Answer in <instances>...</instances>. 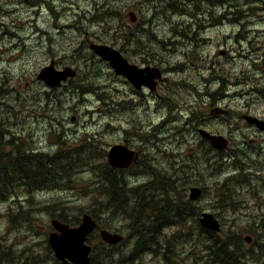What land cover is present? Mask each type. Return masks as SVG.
Segmentation results:
<instances>
[{
  "label": "rangeland",
  "instance_id": "1",
  "mask_svg": "<svg viewBox=\"0 0 264 264\" xmlns=\"http://www.w3.org/2000/svg\"><path fill=\"white\" fill-rule=\"evenodd\" d=\"M89 1L90 6L81 4L79 0H45V5H43L42 0H32V4L36 9L44 10L47 21L37 22L35 26H32L29 24L27 19H22L20 17L15 19L16 25L12 26L11 30L18 34L16 39L19 43L22 42L20 44L23 46L25 51L23 49H18L15 46L8 50V47L12 44L2 39L0 41V145L3 146L2 149L4 151H12L16 159H18L20 155L27 154L41 155L44 159H46L47 156H53L59 150L68 152L69 154L77 157L78 153L74 152L78 151L79 147H76L71 142V139L80 138L82 136V129L80 127H73L68 120L65 119V115L74 113L77 108L82 106V104L83 106L86 104L90 106L88 110L94 120L102 119L106 121V123H111L113 120H119L120 115L118 112H115L119 109L109 102V99L105 96L108 91L102 90L100 86L101 84L107 85L110 81V77L106 75L105 71L100 68L91 57H86L87 60L83 59L85 58L83 55H86V53L84 52L82 54L81 52H76L75 47L77 43L79 44L83 42L82 38L86 41V39L93 33L101 35L108 33L114 34L119 31L121 27H124V41L126 44H131L132 46L137 47L139 43L138 40L131 36L132 30L129 23V5L131 4V1ZM150 1L152 0L135 1V3L138 4L135 6L140 14L147 8L144 4ZM156 2L161 3L160 12L165 13L166 19L174 24H169L164 21L159 13L155 14L152 18L153 20L145 24L143 28L145 31L156 28L165 29L169 37L167 39L168 43H161L158 46L156 41L153 42V39L151 38L147 40L140 39L139 41L144 43H140L139 48L143 46V52H141V50L140 52L144 56L146 55L148 58L161 63L165 70L169 71L170 74L173 73L178 81V89L174 91H170L166 88L163 89L164 92L162 93L166 99L161 104L160 109L152 108L146 105L142 100L137 99L134 101L129 100V110L124 111L125 117H127L132 125L136 142L141 144L142 140L138 136L139 127L136 120L139 113L134 112V106L136 104L138 106H144L146 110L151 112L153 119H157L158 117L157 123L160 124L161 130L156 124L152 125L155 127L157 133L153 135L151 140L153 150L149 151V153L145 155L144 171L141 172L139 170H134V174L129 176L123 168V171H121V169H113L109 166L107 167L108 172L111 174L118 172L117 174H119L120 177L116 178L111 175H105L103 178L107 185L106 188L99 183L98 179H94L95 181L89 180L90 185L85 184L82 179H78L74 182L76 192L82 193L81 190L87 187L92 190L93 194L97 192L95 195H97L98 201L104 198L106 203L113 209L122 207L128 217L133 200L140 198L138 191H144L146 193L158 192L161 193L162 197H165V194L168 193L175 195L184 193L185 190H183L180 186L181 184L185 183L189 186V181H191V179L186 170V164L179 161L174 163L176 176L168 174L167 171L162 170L160 167V162L162 160L163 162L172 161L171 158H166V154H164V151L169 148L171 143V138L166 141L169 136V133L165 131L166 126L174 124L178 121V119H181L183 120L181 128L183 130L190 131L199 127L202 121V118L198 113H192V111L189 112L187 107H182L177 98L176 91L186 93L188 89L192 87V83L190 82L183 86V83L185 82V72L181 69V63L179 61L187 58L185 52L190 51L188 48L193 44V42H197V45L193 47V51L198 53L200 56H204L208 53V51L213 52L212 57L224 56L220 52L221 49H215L213 51L212 48H208L209 37L201 33L209 31L212 26H223V22L226 20L225 18L224 20H221L220 18L208 20L205 15L215 17L220 15V17H222V12L225 11L226 8H231L232 12L237 14L236 8L238 7L235 0H156ZM256 2V0H251V4ZM8 3L9 2H6V5H8ZM230 3L231 5H228ZM62 11L66 18L64 19V22L59 23V25L61 26L62 24L69 23L74 26L70 29H67L68 26H66V28H63V32H60V28L57 24L58 19L56 20L54 17H58V14L61 15ZM100 16L103 17L100 19ZM262 19L264 20V16ZM192 22H195V24ZM235 22L239 23L240 21ZM5 30V28H0V32L3 35H6L4 34ZM44 30L51 31V37H49V34L47 36L40 37L39 34ZM239 30L240 33L237 35L234 34L236 39L233 36H229L226 40V45L229 49L228 60L230 62L234 59V46L237 47L242 58H249L250 35L253 31V25L249 21H246L240 25ZM179 31L182 33L181 36L178 34ZM34 34H36L40 40H33L32 37ZM214 37L218 42H224L221 33H217ZM135 41H137V43ZM218 46V43H216L215 48H218ZM223 50H225V48ZM160 51L164 52L165 55L161 56L159 54ZM69 60L71 63L75 60V63L80 64V72H74V75L70 77L73 82L70 83L69 86L61 85L57 87H49L44 82L39 83V85L36 82H34L33 85L29 84L31 81L36 79L35 76L37 72L42 68L39 66H43L47 62H55L57 65L65 66L68 65L67 63ZM27 61H30L31 65L29 64V66L25 68ZM15 75H19L21 77L19 83L20 90L14 88L15 84L17 87L19 82V77L14 78ZM224 80L225 79L222 81ZM194 82L196 81L194 80ZM261 83L263 85L262 90L264 91V82ZM198 85L200 88L203 87V84L201 83ZM41 88L47 91L49 96L39 94L42 90ZM90 91L92 93H90ZM210 95L217 101L216 103L219 102L225 104H227V102H237L238 99L243 100L244 104H248L252 99L250 91L248 90H238L231 98L224 92H216ZM11 102H13L15 108L11 107ZM94 102L107 104L104 107V110H99L94 106ZM109 106L112 110H110ZM247 108L250 112H253V110L257 107L248 105ZM19 112H21V115ZM109 113H113L112 121L109 118ZM84 116L85 113H82V118ZM232 123L235 124L234 121H232ZM19 133L27 136L25 141L20 140L21 137ZM50 133H56L58 135L55 138H52L49 135ZM30 135H35L34 137H37L39 141H34ZM159 138L161 141L164 140V142L159 141ZM176 138L179 140V136ZM181 139L184 140L183 137H181ZM105 141H107L106 137ZM7 142H10V145H7ZM94 144L97 145V143ZM104 151L109 153V149L107 148H104ZM79 152L82 153L84 157L89 153L87 151L85 152V150H80ZM69 154L62 157L61 163H65L66 161H68L69 164L71 163L72 157ZM203 154L207 157L206 161L208 165L214 167H219L221 165V158L219 156H215L208 151H204ZM235 158L237 159L236 173L240 177L241 181L245 185H252L251 173L253 171H259V169H251L243 161L241 156L237 154H235ZM203 161L193 162L190 165L203 166ZM47 162L52 164V167L64 165H57L50 161V159H48ZM90 162L94 170L103 168L98 157H92ZM73 174L75 175L74 177H79L80 175L77 171H73ZM12 185L17 186L14 183ZM99 185L100 187L98 188ZM17 187L20 188L19 186ZM47 190L52 193L59 192L56 189ZM128 191L129 195H126ZM241 193L244 194L248 204L253 201L246 196L247 190H241ZM262 198H264L263 193H261V197H259V205L256 207V210L248 211V208H246L241 209L239 212L234 210L231 212L227 211V218L231 219L229 221L230 225H234L236 227L241 224V229H249L251 231V233H244V236H252V238H254L252 243H246V248L249 251L255 252V255L258 256L256 258L250 257L248 259L249 264H264V222L262 224V220H264V201ZM205 200L206 197L200 201L204 204L205 208H210L211 205L209 206ZM48 202L53 203L58 207L74 208L76 211L86 210L83 206V202H81L78 198H74L73 194L70 193L53 194L51 198L48 199ZM139 202L144 207L148 205L147 199L141 198L139 199ZM5 211L6 210H3V212ZM169 212L174 216H180L178 215V209H170ZM220 212L225 211H218L219 214ZM186 213L188 212L185 211L184 215H186ZM48 215H50V213L47 211L40 212V221L36 223V226L39 228L33 227L31 230L30 228H26L20 232L19 229H14L12 231L11 226L8 228L3 226L0 230V236L3 237L5 242L10 244L12 250L27 252L21 245H26L32 240L43 242L45 233L48 231L47 224L50 219ZM186 216L190 217V214L188 213ZM168 217L171 218V216L167 214L163 221H166ZM221 217L224 219L223 215H221ZM229 222H226L225 220L223 230H225ZM136 230V237L139 238V240H148L147 235L143 234L142 237L140 236V232L142 230ZM143 231L146 234L151 233L150 227L144 229ZM235 242L238 243V254L241 255V252L239 251L241 246L239 245L237 238L235 239ZM170 245V241L164 236V234L162 232H157L155 242L156 248L158 250H162L170 247ZM193 250L195 251L196 247ZM26 257L25 259H22L23 263L25 262L26 264L28 262L31 264L30 260H26ZM186 258L188 260L191 259L193 264H198L200 262L197 257L191 254H188ZM188 260L186 263H190ZM158 262V259L145 258L139 262V264H158Z\"/></svg>",
  "mask_w": 264,
  "mask_h": 264
},
{
  "label": "trees",
  "instance_id": "2",
  "mask_svg": "<svg viewBox=\"0 0 264 264\" xmlns=\"http://www.w3.org/2000/svg\"><path fill=\"white\" fill-rule=\"evenodd\" d=\"M235 1L238 5V7L236 8L237 12H240L242 10L240 8L241 3L248 4L251 2V0ZM256 1L258 9H263V0ZM228 5H231V3ZM159 9H161V3ZM228 10L232 11L231 8H229ZM102 17L103 16H100V19ZM123 30L124 27H121L119 31L113 34L115 44H119V49L121 51L122 45L126 43L124 41L125 34ZM135 42L137 43V41ZM83 47L84 45L82 43H77L75 47L76 52H81L83 54ZM260 49L264 53V48L260 47ZM83 56L85 57L83 58L85 60H87L86 57H91L92 60H97L93 56V54ZM98 65L105 71V69L101 66V63H98ZM220 81V78H218L219 84H221ZM34 82L36 81H33L32 85ZM72 82L73 80L69 81L68 84L70 85V83ZM36 83L39 85L38 82ZM101 88L102 90L108 91L104 86ZM41 89L42 90L39 92V94L49 96V93L47 91L43 90V88ZM90 93L92 92L90 91ZM105 96L107 97V93L105 94ZM43 100L45 101L44 98ZM109 108L110 110H112L110 106ZM19 114L21 115V112H19ZM87 144H90V147L88 149L84 148ZM80 150H85L89 153L86 157H84L83 154L79 152ZM74 153H78V156L75 157V155H71L68 152L64 151L59 152L57 155L60 158L69 154L72 157V161L70 164L68 163V161H66L65 163H61L58 161L50 160L57 165L64 164L60 165L59 167H52V164L47 162V160L51 159L52 157H48L47 155L46 159H44V157L41 155H20L18 159H16V162L19 161L20 170L18 169L16 172H13L12 169L10 170L9 165H7L6 163L0 162V202L5 201L7 198H12L11 196L13 195H17L16 197L21 198V194L22 192H24V197H26L28 206H30V200L33 199L34 196L38 198H44L46 195H48L49 193H44L48 191L47 189L76 192L74 184L75 175L73 174V171H77L80 174L79 176H82L84 174L90 176V179L86 181L87 185H90L89 180L98 179L100 184L105 188L107 187L106 182L103 178L105 175H111L116 178L120 177L117 173L111 174L110 172H108L107 167H109V164L106 160V152L104 151L102 145L93 144L92 137L83 139L82 146L77 152ZM92 157H98L103 168L94 170L90 162V159ZM5 170L10 171L15 179H12L7 174H4L3 171ZM34 173L36 175H34ZM36 178H38L39 180ZM13 183L20 188L19 191H17L15 194L10 195V192L13 191V188H11L13 186ZM81 192L82 193H77L80 198H85L86 204L83 206L88 211L87 213H89L94 219H98L100 221L99 224H101L106 229L112 230L115 229V227L118 225L125 230L127 235L126 239L117 246H108L98 239L97 244H95L93 247V252L90 257L91 264H129L132 261L139 259L141 255L146 252L155 254L158 253L160 250H158L155 246L157 232L161 233L165 226L173 222H178V216H174L169 212V210L178 209V215L180 216L184 215L185 212L183 204L175 202L176 195L172 193L165 194V197H162L161 193L158 192L146 193L144 191H138L140 198L133 200V204L131 205V210L129 211L128 217L122 207L113 209L109 204L106 203L103 197H101L103 199L99 198V201L101 203L100 209L93 208V200L97 201L98 197L92 193L91 189L88 188H83ZM126 195H129V191ZM141 198L148 200V205L146 207H144L139 202V199ZM149 201H152V203L150 204ZM31 210V208L21 209L18 211V213L10 215V222L14 223L17 220L16 223L22 224L23 222V224L26 223L25 226H27L28 221L36 220V216H32ZM148 210H160L163 216L160 223L146 224V212ZM39 211H47L53 218H56L61 222H67L72 226L78 223V216L83 213L82 211L71 210V208L60 206L58 207L55 204L42 205L41 207L37 208V212ZM167 214H169L171 218L168 217L166 221H163L164 217H166ZM143 225H146V228L150 227L151 229V233L146 234L143 231L146 228H140V230H142L140 232V236L142 237L143 234L147 235L148 240L141 241L138 238L139 242L132 244L130 248L128 245L127 248H124L122 250V247L129 244V228H133L136 234V229H139V227ZM198 228L200 233L199 235H201V237H197L196 240L198 245L204 247V254L206 255V258H208L207 264H245V262L243 261V252L241 251V248H239L241 255L238 254V243L235 242V239L237 238L239 245L241 246L243 240L242 238H240V236L233 232H228L224 238H221L205 231L199 225ZM167 239L171 242V240H174V237H172V239ZM94 240V237H92L91 241ZM36 245L37 244H35V246ZM165 249L167 250V248L161 250L163 254L165 253ZM25 250L27 252L12 250L10 244L6 243L3 237L0 236V264H23L22 259L25 258H22L21 255L27 256L26 260H30L31 264H61L52 256L51 250H49L48 246H46L40 254L37 252H32L30 248H25ZM12 252H17L20 255L14 257L12 256ZM49 253L51 254V256L48 257ZM48 259L50 261H48ZM26 264L30 263L27 262Z\"/></svg>",
  "mask_w": 264,
  "mask_h": 264
},
{
  "label": "water",
  "instance_id": "3",
  "mask_svg": "<svg viewBox=\"0 0 264 264\" xmlns=\"http://www.w3.org/2000/svg\"><path fill=\"white\" fill-rule=\"evenodd\" d=\"M91 50L105 61H109L110 65L119 74H123L129 78L134 85L139 86L141 84H147L151 78V75L144 76L142 72H138L134 67L128 66L125 61L119 56V54L108 48L107 46L95 45L90 46ZM74 71L67 67L60 71L54 69L53 64L43 68L37 75V79L43 81L49 87H57L62 81L72 77ZM221 144V139L216 138ZM109 161L113 166H126L131 162L132 154L127 155L123 150L118 147L113 148L109 152ZM205 228L215 231L218 229V223L211 215H203L202 220ZM54 228L60 232L61 235L52 234L49 237V244L54 249L56 256L64 261V258H68L70 261L76 264H89L88 254L90 248L84 245L86 236L95 229V222L88 216H85L82 223L78 228L70 229L68 226L60 224L59 222H53ZM102 237L109 243H115L119 240L117 236L110 235L106 232H101ZM64 264H67L64 262Z\"/></svg>",
  "mask_w": 264,
  "mask_h": 264
},
{
  "label": "flooded vegetation",
  "instance_id": "4",
  "mask_svg": "<svg viewBox=\"0 0 264 264\" xmlns=\"http://www.w3.org/2000/svg\"><path fill=\"white\" fill-rule=\"evenodd\" d=\"M6 2H9L8 5H6ZM45 0H42V3H44ZM8 11V12H6ZM17 17H20L22 19H27L29 21V24L32 26H35L37 22H46L47 17L44 13V10L42 9H36L34 5L32 4V0H0V28H5L3 35L0 32V37L3 38H11V37H18V34L13 32L11 30L12 26L16 25L15 19ZM63 17V19H62ZM65 16L63 15V11L61 12V15L59 17H54V19H58V22H64ZM28 38V37H27ZM26 39V38H24ZM23 39V40H24ZM1 40V39H0ZM22 43V42H20ZM17 46L18 43H15ZM14 47V45L12 44ZM125 48V57L129 61V44L124 45ZM186 60V59H185ZM185 60L179 61L184 62ZM133 61L136 63V61L133 59ZM160 66V65H159ZM164 78L163 80L157 85L156 90L154 92H148L147 90H143L141 92L135 91L132 89V91L136 94H142L146 99L150 98H161L158 95L159 89L161 88V84H164L166 82H169L170 79L173 77V73L170 74L169 71L164 70L163 71ZM111 77L108 84V92H107V98L109 99V102L113 104L116 108L119 110L115 111L118 112L120 115L119 120H113V113L110 114V120L111 123L108 124V135H109V141H108V147H112L115 145H122L125 146L129 150V120L126 119L124 111L129 110V83L117 76L114 75L113 72L110 71ZM162 92H164L162 90ZM178 92L176 91V95ZM187 98H194L196 96V92L190 88L189 91L186 92ZM101 105L104 106L102 103ZM97 109L102 110V107L95 106ZM249 114L256 115L257 117L264 120V115H260L258 113L248 112ZM115 117V116H114ZM72 121H74V118H71ZM208 125V119L206 118L203 121H201L200 126L207 128ZM251 130H254L250 128ZM162 133V132H161ZM256 137H263L262 134L254 133ZM194 139H198L197 136H193ZM160 139V138H159ZM170 139V135L166 139V141ZM177 140V138H176ZM161 141V139L159 140ZM164 142V141H161ZM262 146H264V139H261ZM79 147V146H77ZM3 152L2 145H0V154ZM16 154V153H15ZM58 153L51 156L56 159H59L57 156ZM115 169V168H113ZM126 173L129 174V166L127 168H123ZM188 213H186L187 215Z\"/></svg>",
  "mask_w": 264,
  "mask_h": 264
},
{
  "label": "bare ground",
  "instance_id": "5",
  "mask_svg": "<svg viewBox=\"0 0 264 264\" xmlns=\"http://www.w3.org/2000/svg\"><path fill=\"white\" fill-rule=\"evenodd\" d=\"M46 4V2H44L43 3V5H45ZM109 11V10H108ZM111 12H113V11H111ZM110 12V13H111ZM60 15L58 14V17H59ZM115 18V17H114ZM58 24V26H59V28H60V32H63V28H66V26H68V28L67 29H70V28H72L74 25H72V24H69V23H67V24H62L61 26L59 25V22L57 23ZM49 34V37H51V35H52V33H51V31H46V30H44L42 33H40L39 34V36L40 37H42V36H47ZM34 35H36V34H34ZM34 35H33V40H35L34 39ZM30 39V38H29ZM37 41V40H36ZM6 43V42H5ZM1 46V45H0ZM11 47H13L12 45H10L9 47H8V50L9 49H11ZM6 56V55H5ZM74 58V57H73ZM186 58V57H185ZM56 59V58H55ZM76 59V58H75ZM184 59V58H183ZM185 60V59H184ZM75 61V60H74ZM8 71V70H7ZM10 72H12V71H10ZM8 74V73H7ZM13 75V74H12ZM11 75V76H12ZM9 78V77H8ZM12 83V82H11ZM5 92V91H4ZM3 92V93H4ZM16 95V94H15ZM83 100V99H82ZM85 100V99H84ZM75 101V100H74ZM86 101V100H85ZM57 103V102H56ZM82 103V102H81ZM75 105V104H74ZM83 105V104H82ZM66 107V106H65ZM79 107V106H78ZM90 107V106H89ZM78 109V108H77ZM64 112V111H63ZM72 112H74V111H72ZM154 113H155V111H154ZM96 117V116H95ZM104 118V117H103ZM108 118V117H107ZM120 118V117H119ZM126 119H127V117H126ZM108 122H110V121H108ZM11 123V122H10ZM109 124V123H108ZM18 125V124H17ZM66 126V125H65ZM19 128V127H18ZM81 130V129H80ZM137 131V130H136ZM2 132V131H1ZM75 132V131H74ZM38 133V132H37ZM157 133V132H156ZM20 134V133H19ZM161 134V133H160ZM35 136V135H34ZM34 136H32V135H30V137L34 140V141H39V139L37 138V137H34ZM79 136H80V134H79ZM20 140L21 141H25V139H26V135H23L22 133L20 134ZM160 137V136H159ZM40 141H42V140H40ZM162 141H164V140H162ZM7 145H10V142H7L6 143ZM3 147V146H2ZM44 148V147H43ZM43 150V149H42ZM59 152H61V150H59V151H57L56 153H59ZM77 152V151H76ZM86 152V151H85ZM32 154H34V153H32ZM82 154V153H81ZM84 154H86V153H84ZM86 157V156H85ZM94 158V157H93ZM50 160H54V161H58V162H62V157H60L59 159H56V158H54V157H52ZM91 160V159H90ZM93 160H95V159H93ZM0 162H3V163H6L7 165H9V167H10V170L12 169V171L14 172H16L20 167H19V161H17L16 162V157H15V155L12 153V151H4L3 150V152L0 154ZM97 162V161H96ZM3 166V165H2ZM111 168H115V169H121V171H123L122 170V168H120V167H113V166H111V165H109ZM20 170V169H19ZM6 171V170H5ZM3 171V173L4 174H7L8 176H10L12 179H15L14 178V176H13V174L10 172V171ZM120 171V170H119ZM125 171V170H124ZM116 172V171H115ZM118 173V172H117ZM127 174V173H126ZM34 175H36L35 173H34ZM119 175V174H118ZM128 175V174H127ZM110 176V175H109ZM122 177V176H121ZM36 179H38V178H36ZM107 179V178H106ZM116 179V178H115ZM39 180V179H38ZM95 181V180H94ZM98 181V180H97ZM96 181V182H97ZM108 181V180H107ZM117 181V180H116ZM39 182V181H38ZM93 182V181H92ZM110 182V181H109ZM108 182V183H109ZM100 183V182H99ZM150 183V182H149ZM155 183V182H154ZM81 185V184H80ZM93 185H94V183H93ZM121 185V184H120ZM86 186V185H85ZM154 186V185H153ZM157 186V185H156ZM155 186V187H156ZM79 187V186H78ZM95 187V186H94ZM94 187H92V188H94ZM100 187V185L98 186V188ZM104 187V186H103ZM102 187V188H103ZM11 188H13V191H11L10 192V195H11V193L12 194H15L17 191H19V188L17 187V186H12ZM82 188V187H81ZM87 188V187H86ZM125 188V187H124ZM79 189V188H78ZM105 189V188H104ZM126 189V188H125ZM95 190V189H94ZM106 190V189H105ZM111 190V189H110ZM116 190V189H115ZM127 190H129V189H127ZM155 190V189H154ZM97 191H99V190H97ZM103 191V190H102ZM109 192V191H108ZM118 192V191H117ZM125 192V191H124ZM95 193V192H94ZM97 193V192H96ZM95 193V194H96ZM104 193V192H103ZM112 193V192H111ZM111 195V194H110ZM121 195V194H120ZM119 195V196H120ZM97 196V195H96ZM109 196V195H108ZM114 196V195H113ZM100 197V196H99ZM124 197V196H123ZM113 202H114V200H113ZM116 203V202H115ZM23 264H25V262L23 263Z\"/></svg>",
  "mask_w": 264,
  "mask_h": 264
}]
</instances>
